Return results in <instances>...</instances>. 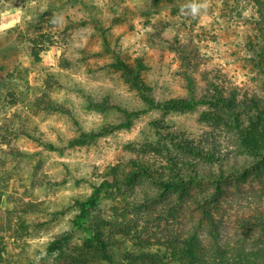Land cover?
Masks as SVG:
<instances>
[{
  "label": "rangeland",
  "instance_id": "374dc122",
  "mask_svg": "<svg viewBox=\"0 0 264 264\" xmlns=\"http://www.w3.org/2000/svg\"><path fill=\"white\" fill-rule=\"evenodd\" d=\"M41 261L264 264V0H0V264Z\"/></svg>",
  "mask_w": 264,
  "mask_h": 264
},
{
  "label": "trees",
  "instance_id": "16d2710c",
  "mask_svg": "<svg viewBox=\"0 0 264 264\" xmlns=\"http://www.w3.org/2000/svg\"><path fill=\"white\" fill-rule=\"evenodd\" d=\"M123 70L128 73V71L125 67H123ZM128 74L132 75V73H128ZM132 77H133V81L139 86L140 91L143 94L142 96H143V98H145V102L151 103V99L146 98V93H145L146 87L143 85V83L139 79H137L134 76H132ZM166 104H167V106L185 107L187 110H190L193 108L192 105L186 104L184 101H181V100L169 101ZM235 129L240 134L238 127H236ZM239 136L241 137V139H240L241 144L244 146H247L244 138H242L241 135H239ZM133 165L135 166V170L131 174H129V176L125 182H130L131 179L133 178V176H135L136 174H140V175H143L144 177H146L147 179H149L150 181H152L153 183H155L159 186H162L166 190L179 189V191H183L190 182V180H181V179L178 182L168 181V180L158 179V178L155 179L153 177V175L148 170H146L143 166H140L139 164H136L134 162H133ZM111 173H112V179L113 180L112 181H106L105 183H103V185H106L107 187H112V186L120 184V181L122 178V176L118 175L116 173V171L113 169H112ZM99 192H100V190L96 189L95 192L93 193V195L88 200L79 204V209H80L81 215L85 212V208L87 206H94L95 205V203L99 197ZM203 215L205 217H207L206 212H204ZM67 240L68 239H66V237H64L61 239H56L53 242H51L46 249L47 256L49 258H56V257L64 256V254H65L64 253V247H65ZM193 245H194L193 238L188 237V238H186V240L184 242H182L178 245L170 244L168 246H169V248H171L170 253L172 255H174L177 259L182 258V259L187 260L188 262H191L194 258L193 250H192ZM89 251H90V254L95 258V260L105 261V262H110V260H111V256L107 252L105 243L103 242L102 239H100V235H98L97 237H95V239H93L92 241L89 242ZM168 252H169V250H168ZM71 261H72V259H71ZM40 264H48V263L41 261Z\"/></svg>",
  "mask_w": 264,
  "mask_h": 264
},
{
  "label": "clouds",
  "instance_id": "9594fccd",
  "mask_svg": "<svg viewBox=\"0 0 264 264\" xmlns=\"http://www.w3.org/2000/svg\"><path fill=\"white\" fill-rule=\"evenodd\" d=\"M194 11H195V9H194Z\"/></svg>",
  "mask_w": 264,
  "mask_h": 264
}]
</instances>
